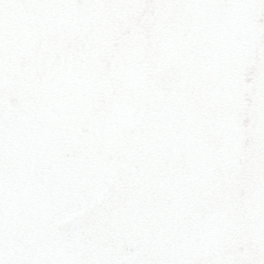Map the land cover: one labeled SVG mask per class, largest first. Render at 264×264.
Returning <instances> with one entry per match:
<instances>
[{
    "label": "snow or ice",
    "instance_id": "snow-or-ice-1",
    "mask_svg": "<svg viewBox=\"0 0 264 264\" xmlns=\"http://www.w3.org/2000/svg\"><path fill=\"white\" fill-rule=\"evenodd\" d=\"M0 264H264V0H0Z\"/></svg>",
    "mask_w": 264,
    "mask_h": 264
}]
</instances>
